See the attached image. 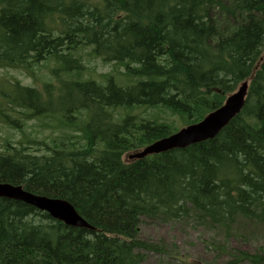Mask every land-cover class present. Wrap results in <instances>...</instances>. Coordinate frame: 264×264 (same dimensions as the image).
<instances>
[{
	"label": "trees",
	"instance_id": "1",
	"mask_svg": "<svg viewBox=\"0 0 264 264\" xmlns=\"http://www.w3.org/2000/svg\"><path fill=\"white\" fill-rule=\"evenodd\" d=\"M86 49L115 72L97 80ZM46 63L42 90L0 75V183L68 201L94 231L0 198V264H144L164 248L139 237L143 218L264 224V0H0V73ZM245 81L215 139L125 161L180 130L163 115L199 123Z\"/></svg>",
	"mask_w": 264,
	"mask_h": 264
},
{
	"label": "rangeland",
	"instance_id": "2",
	"mask_svg": "<svg viewBox=\"0 0 264 264\" xmlns=\"http://www.w3.org/2000/svg\"><path fill=\"white\" fill-rule=\"evenodd\" d=\"M90 52L91 49H86L80 55L97 80H102L105 74L115 72L113 64L92 58ZM52 67L53 63H46L36 68L32 76L22 70H6L0 75L14 78L24 86L42 90L43 82L51 78ZM163 117L175 122L180 129L187 127L176 117ZM27 133H32V137L39 141L47 139V142L51 135V132L43 130L38 122H31ZM5 136L10 135L5 130L0 132V146ZM22 139L24 137L21 133L14 134L15 141ZM129 155L125 156V161H131ZM139 237L164 248L163 253L145 252L147 258L144 264H238L233 258L236 252L256 253L259 249L264 250V224L237 218L234 224L220 226L193 211L177 220L164 217L143 218Z\"/></svg>",
	"mask_w": 264,
	"mask_h": 264
},
{
	"label": "water",
	"instance_id": "3",
	"mask_svg": "<svg viewBox=\"0 0 264 264\" xmlns=\"http://www.w3.org/2000/svg\"><path fill=\"white\" fill-rule=\"evenodd\" d=\"M249 81L243 82L236 92L227 97L225 103L216 111L208 114L199 123L180 129L175 134L154 142L129 155L131 161L142 160L148 156L186 149L192 145L215 139L246 106ZM0 198L23 202L35 209L47 213L54 220L68 227L94 231L75 207L66 200L48 198L33 194L23 186L0 183Z\"/></svg>",
	"mask_w": 264,
	"mask_h": 264
}]
</instances>
